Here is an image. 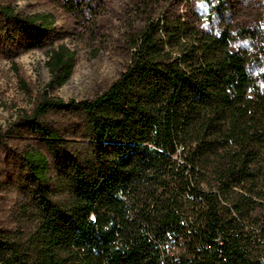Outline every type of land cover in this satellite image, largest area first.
<instances>
[{"label": "trees", "instance_id": "obj_1", "mask_svg": "<svg viewBox=\"0 0 264 264\" xmlns=\"http://www.w3.org/2000/svg\"><path fill=\"white\" fill-rule=\"evenodd\" d=\"M216 1L207 25L145 11L81 101L56 95L76 53L54 17L0 4V38L51 46L49 83L0 128V264H263L264 27Z\"/></svg>", "mask_w": 264, "mask_h": 264}, {"label": "rangeland", "instance_id": "obj_2", "mask_svg": "<svg viewBox=\"0 0 264 264\" xmlns=\"http://www.w3.org/2000/svg\"><path fill=\"white\" fill-rule=\"evenodd\" d=\"M216 0H0L24 15H52L55 45L76 53L73 75L56 95L87 100L103 92L128 63L126 38L144 27L145 13L168 12L207 25ZM235 25L264 27V0H228ZM141 9L142 12L138 10ZM147 11V12H145ZM51 46L26 50L0 38V128L14 120L49 83ZM264 68H258L259 75ZM264 86V84H262ZM3 156L0 154V159Z\"/></svg>", "mask_w": 264, "mask_h": 264}, {"label": "built area", "instance_id": "obj_3", "mask_svg": "<svg viewBox=\"0 0 264 264\" xmlns=\"http://www.w3.org/2000/svg\"><path fill=\"white\" fill-rule=\"evenodd\" d=\"M262 263L264 264V260L262 261Z\"/></svg>", "mask_w": 264, "mask_h": 264}]
</instances>
